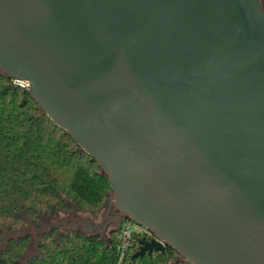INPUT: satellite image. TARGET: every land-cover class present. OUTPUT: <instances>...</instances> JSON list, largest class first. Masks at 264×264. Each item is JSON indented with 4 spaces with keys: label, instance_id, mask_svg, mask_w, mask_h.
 I'll use <instances>...</instances> for the list:
<instances>
[{
    "label": "water",
    "instance_id": "95a60500",
    "mask_svg": "<svg viewBox=\"0 0 264 264\" xmlns=\"http://www.w3.org/2000/svg\"><path fill=\"white\" fill-rule=\"evenodd\" d=\"M0 68L153 234L132 258L264 264L259 0H0Z\"/></svg>",
    "mask_w": 264,
    "mask_h": 264
},
{
    "label": "trees",
    "instance_id": "16d2710c",
    "mask_svg": "<svg viewBox=\"0 0 264 264\" xmlns=\"http://www.w3.org/2000/svg\"><path fill=\"white\" fill-rule=\"evenodd\" d=\"M111 192L107 173L72 136L42 111L28 87L0 73V243L5 231H17L43 217L72 210L96 215ZM124 218L130 219L124 214ZM42 231L36 253L26 264H191L166 245L132 258L152 235L134 230L132 244L120 258V225L106 239L81 230ZM30 237L8 238L0 264H21Z\"/></svg>",
    "mask_w": 264,
    "mask_h": 264
},
{
    "label": "rangeland",
    "instance_id": "374dc122",
    "mask_svg": "<svg viewBox=\"0 0 264 264\" xmlns=\"http://www.w3.org/2000/svg\"><path fill=\"white\" fill-rule=\"evenodd\" d=\"M3 70L0 68V73H2ZM114 196L112 193L109 194L107 200L105 201L104 205L102 206V208L99 210V212L96 215L91 214L90 212H83V211H79L76 210L74 211L73 214L68 215V213H62L59 212L57 215L55 214L50 215L48 217H43L40 221V223L38 225H33V224H26L24 227H22L21 229L17 230V231H5V235L3 238L2 243H0V248L3 245V243H5V241L8 238L11 237H15V236H19V235H28L30 237V244H29V248L28 251L24 252L23 255L20 257V263L21 264H26L27 260L33 256L36 253V247H37V238L39 236V234L42 231L48 230L52 227H57L60 231H65V228L63 227L64 223L63 221L66 220L67 224L66 227L73 225V216H79L81 217V219L85 222L86 220H89L90 222H87L84 229H86L84 232L86 234H98L102 239H106L109 236V232L116 228L118 225L116 224H111L108 223L105 230H99L98 228H89V226H93V225H98L99 227H103V224L105 222H107V216L105 215V210L107 207V201L113 199ZM105 206V207H104ZM117 208L112 205L110 207V210L108 211V215L111 214H115V211ZM73 215V216H72ZM135 230H139L142 229L140 226L136 225L134 223ZM81 229V226H78V230ZM120 232V231H119ZM119 234V233H118ZM132 236H133V232L131 234V239H130V246L132 244ZM129 246V248H130Z\"/></svg>",
    "mask_w": 264,
    "mask_h": 264
},
{
    "label": "flooded vegetation",
    "instance_id": "af4514ba",
    "mask_svg": "<svg viewBox=\"0 0 264 264\" xmlns=\"http://www.w3.org/2000/svg\"><path fill=\"white\" fill-rule=\"evenodd\" d=\"M259 2H260V5H261V7H262V10L264 11V0H259ZM108 202H109V200L107 201V207H106V210H105V215L107 216V222H105L104 224H103V227L101 228V227H99L98 225H93V226H89V228H98L99 230H105V228H106V226H107V224L108 223H113V224H116V225H118V222H120L122 219H124V214L117 208L116 210H117V212L115 211V214H111V215H108V211L110 210V207L112 206H109V204H108ZM105 207V206H104ZM74 211H76V210H72V211H70L69 213H68V215H71V214H73L74 213ZM73 216V215H72ZM73 225H71V226H68V227H66V224H67V221L65 220V223H64V225H63V227L65 228V230H78V226L80 225L81 226V231H85L86 229H84V228H86L85 227V225H86V223L87 222H90L89 220H86L85 222L81 219V217H79V216H73ZM143 229V228H142ZM143 231L145 232V233H147V234H149V235H152L153 236V234L150 232V231H148V230H146V229H143ZM151 236V237H152Z\"/></svg>",
    "mask_w": 264,
    "mask_h": 264
},
{
    "label": "built area",
    "instance_id": "2783aa9c",
    "mask_svg": "<svg viewBox=\"0 0 264 264\" xmlns=\"http://www.w3.org/2000/svg\"><path fill=\"white\" fill-rule=\"evenodd\" d=\"M13 83L19 85L21 87H28V83L22 80L13 79ZM120 232L118 234V239L120 241L119 250H120V258L125 254V252L129 249L131 234L135 230V225L130 219H122L119 223Z\"/></svg>",
    "mask_w": 264,
    "mask_h": 264
}]
</instances>
